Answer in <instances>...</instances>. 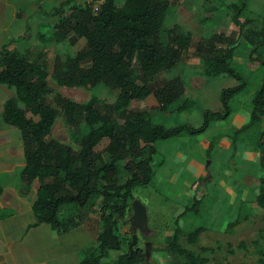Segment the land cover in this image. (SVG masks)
Instances as JSON below:
<instances>
[{"label":"trees","instance_id":"trees-1","mask_svg":"<svg viewBox=\"0 0 264 264\" xmlns=\"http://www.w3.org/2000/svg\"><path fill=\"white\" fill-rule=\"evenodd\" d=\"M250 0H235L226 5L231 21L238 32L235 38L223 32L199 37L193 43L190 32L166 30L167 41L161 39L163 22L169 0H93L92 4H76L71 0L50 9L49 14L61 15L52 26L51 37L56 42L74 45L83 38V47L63 62L54 61L49 74L43 63L27 58L7 43L0 45V86L12 89L14 95L3 103L1 121L19 131L23 150V165L1 173L11 179L0 181V193L7 184L17 183L26 192L37 182V197L32 205L34 222L31 226L49 224L57 235L82 225L87 216L99 212L102 228L96 237V248L80 254L79 264H102L109 251H119L122 240L116 233L117 222L130 210L135 198L133 190L150 183L156 142L181 134L196 135L206 131L212 121L225 119L231 112V100L246 88L247 82L235 64V49L242 37ZM96 2V6L93 5ZM247 20V19H246ZM245 20V21H246ZM264 37V27L260 30ZM41 38V33H38ZM202 62L201 73L206 78L228 76L236 80L233 86L220 90L218 109H205L198 126L186 123L165 126L154 122L146 109H131L134 100L153 95L161 110L182 112L190 110L195 100L186 96L187 82L183 75H175L160 82L161 72L173 69L185 58L189 48ZM264 40L249 52V62L264 67ZM48 76L59 86L94 87L101 85L116 91L113 102L99 110V100L92 95L85 103H77L58 93L52 106L48 95L53 92ZM30 114L29 116L27 114ZM70 126H83L84 132L75 136L76 148L57 140H48L58 115ZM123 116L121 121L118 117ZM263 122L264 137V74L262 84L252 94L247 123L241 124L235 134L249 126ZM108 144L103 152L95 149L103 139ZM259 167L264 170V142H256ZM128 177L119 183L118 165ZM264 219V178H259L255 201ZM190 207L186 208L184 211ZM67 210V214L62 213ZM246 217V216H242ZM239 218L227 224L235 226ZM204 230L197 227L185 235L188 244H195ZM139 230L130 225V232ZM150 230L140 232L147 237ZM177 228L168 236L162 253L169 256V264H206L208 259L180 243ZM131 241V237L129 239ZM138 241V238H137ZM256 240L252 242L255 244ZM238 246H244L240 242ZM202 252L212 250L201 247ZM231 252V250H228ZM255 264H264V250L259 248ZM114 264H153L148 260L146 248L135 245L115 259ZM214 264H221L216 261Z\"/></svg>","mask_w":264,"mask_h":264},{"label":"rangeland","instance_id":"rangeland-1","mask_svg":"<svg viewBox=\"0 0 264 264\" xmlns=\"http://www.w3.org/2000/svg\"><path fill=\"white\" fill-rule=\"evenodd\" d=\"M63 1L66 0H19L18 3L13 4L4 0L0 2L1 25H8L7 29L9 27L14 31L7 40L0 38V45L7 43L9 48L19 50L27 58L43 63L50 74L53 71L55 60L63 62L67 56L74 55L79 51L85 43L83 38L74 45H69L64 41L56 42L52 39V26L57 23L61 15H51L49 11ZM71 1L81 5L92 4L93 0ZM116 1L120 4L123 0ZM232 1L235 0H169L167 14L163 22L164 30L161 33L162 41H167L166 30L170 28H174L176 32H190L193 43L199 37H207L214 32H223L237 38L238 30L233 25L230 11L226 7ZM93 5L96 6V2H93ZM242 21L244 28L235 49V64L247 85L231 100L229 116L225 119L212 121L206 131L191 135L197 137H193L189 142L177 140L178 137L169 139L173 141H157L151 181L148 185L136 187L133 190L134 197L140 200L146 208L147 226L150 230L147 237L137 231L134 246L138 245L145 249L146 243L149 242L148 260L153 264H169V256L165 252L162 253V248L165 246L167 237L174 232L176 225L180 227L181 231L180 243L205 256L208 259L206 264H214L216 261L225 264L228 259L232 260V264H255L259 256V248L264 250V219L261 210L254 205V202L244 201L238 205L237 198L234 199L230 195L237 192L236 188L241 186L243 188L245 178L254 180L260 173V177L264 178V170L259 167V148L258 145L256 146L257 141L264 142V137L260 134L263 122L258 121L241 133H234L236 127L238 129L241 124L248 122L252 94L262 84L264 67L252 65L248 57L250 49L264 40L260 32L264 27V0H250ZM38 33L42 34L41 38ZM1 36L3 35L1 34ZM193 51L192 46L185 54L181 64L161 72L158 76L160 82L175 75L184 76L187 82L186 96L195 100V105L190 110L176 112L170 109L167 112L172 115L159 117L160 112L166 111L159 109V104L153 95L144 100L132 101L130 110L146 109L151 113L154 122L166 126L183 123L198 126L202 121L201 116L205 109L220 108V90L235 85L236 80L228 76L204 77L201 73L202 62L192 55ZM48 83L53 90L48 95V100L57 109L54 100L56 93L77 103L87 102L94 94L99 100L98 106L101 112L105 111L104 105L113 102L116 96V91L101 85L94 87L59 86L51 76H48ZM13 95L12 89L5 85L0 86V115L4 101ZM122 118L124 117L120 116L118 120L121 121ZM83 132V126H70L59 114L47 139L57 140L76 148L75 136ZM13 139L16 141L14 142ZM19 139V131L4 124L0 118V151H3L8 143L15 144L16 146L14 145L10 150L18 156V163L22 165L23 150L21 139L20 142ZM202 140L210 143V148L203 149ZM163 142H168L167 150L160 146V143ZM226 142L231 145L227 147ZM107 144L108 139L103 138L95 149L104 153ZM107 156L108 154L104 153V157ZM189 159H195L201 163L202 167L196 173L190 170ZM2 162L0 154V181L5 180L6 182L11 178L1 174L6 166L1 164ZM117 165L119 175L123 164L118 163ZM18 170L19 166L16 168V171ZM125 171L124 169L121 171L122 177L119 183L129 176ZM203 172L207 176L201 175ZM33 185L37 186L36 181ZM188 207L190 208L186 214L179 217V213ZM231 207L238 210L235 212L241 219L240 223H243L240 227L243 228L240 234L236 232L233 236H230L229 232H221V228L226 227L230 221L227 210ZM130 213L128 210L123 218L113 216L117 222L115 231L122 240V247L119 251H109L108 256L102 259V264H114L117 256L129 248V239L132 235L129 222ZM62 214H67V210ZM245 214H247V218L242 219ZM93 215L99 216V212L96 210ZM199 226L205 228L207 232L201 233L197 243L188 244L185 235ZM225 239L229 240L227 244ZM239 239L245 240L243 247L238 246ZM255 240L256 243L252 244ZM201 247H211L212 250L202 252ZM94 251H92L93 255L97 253Z\"/></svg>","mask_w":264,"mask_h":264},{"label":"crops","instance_id":"crops-1","mask_svg":"<svg viewBox=\"0 0 264 264\" xmlns=\"http://www.w3.org/2000/svg\"><path fill=\"white\" fill-rule=\"evenodd\" d=\"M2 1L3 0H0V2ZM4 1H8L9 4H13L18 3L19 0ZM5 5L7 6V4ZM7 26H4V24L0 26V38L2 40H7L13 35L14 31L9 27L7 29ZM1 34L3 36H1ZM4 34L6 35L4 36ZM161 111L166 112H160L159 117H169L172 115V113L167 112V110ZM176 137H178L176 138L177 140L181 139L183 141L189 142L193 139V137L197 136L181 134ZM15 141L16 140H14V142ZM165 141L173 140L168 139ZM14 145L15 144L11 145L8 143L5 145L3 151H0L3 159L1 164L6 165L3 170L4 172L2 173L11 172L18 166L20 168L23 165L18 163V156H16L15 153L10 150L12 147H14ZM225 145L228 147L231 145V143L228 144L226 142ZM160 146L162 149L167 150L168 142L160 143ZM201 146L203 149L207 150L210 148V143L202 140ZM176 161L178 162V160ZM188 166L190 170L195 173L202 167L201 163L195 159H191ZM203 174L204 176H207V174L204 172L201 173V175ZM260 176L261 173L259 176L257 175L254 180L253 178H245L243 188L242 186L238 189L236 188L237 192L235 191V193L230 194L231 197H234V199L237 198V201L239 202L237 203L238 205L244 203V201L255 203L256 197L258 195V177ZM37 186L32 184L24 193L22 192V189H24L23 186L11 183L5 185L2 192L0 193V264H79L81 253L89 254L94 251L96 246V237L102 228L99 216L93 215V213H91L87 216L85 222L82 225L73 228L61 235H57L52 227L46 223H42L37 226H31L34 222L32 205L37 197ZM235 211L237 212L238 210L233 207L227 210L230 217L229 223L239 218ZM185 214L186 211L182 210L178 216L180 217ZM244 216L246 217H242V219L247 218V214ZM240 221L241 219L239 218L238 223L233 227H224L223 229L221 228V232H229L230 236H233L236 232H239L240 234L243 229L240 228L243 225V223H240ZM177 228L180 230L178 225H176L175 229ZM202 232L204 234L207 232V230L204 228ZM201 233L199 234L198 239L200 238ZM225 241L227 244L229 240L225 239ZM230 241L232 240L230 239ZM244 241L245 240L239 239L238 242H243L245 245ZM231 261V259H228L225 264H232Z\"/></svg>","mask_w":264,"mask_h":264},{"label":"water","instance_id":"water-1","mask_svg":"<svg viewBox=\"0 0 264 264\" xmlns=\"http://www.w3.org/2000/svg\"><path fill=\"white\" fill-rule=\"evenodd\" d=\"M132 206V215L130 218V225L139 230L140 232L148 231L147 226V213L145 206L141 203L140 200L134 198L131 202ZM136 243V232L132 233L131 241L129 243V250L133 249L134 244ZM150 248V243H146V253H148Z\"/></svg>","mask_w":264,"mask_h":264}]
</instances>
